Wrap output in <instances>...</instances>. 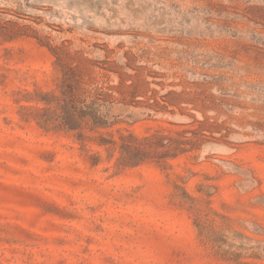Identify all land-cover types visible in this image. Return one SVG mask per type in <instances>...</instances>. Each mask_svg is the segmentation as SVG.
<instances>
[{
	"label": "rangeland",
	"instance_id": "rangeland-1",
	"mask_svg": "<svg viewBox=\"0 0 264 264\" xmlns=\"http://www.w3.org/2000/svg\"><path fill=\"white\" fill-rule=\"evenodd\" d=\"M62 42L137 53L150 88L185 91L167 110L117 106L122 126L212 131L164 164L92 165L21 118L24 89L55 86L46 44ZM0 264H264V0H0Z\"/></svg>",
	"mask_w": 264,
	"mask_h": 264
},
{
	"label": "trees",
	"instance_id": "trees-1",
	"mask_svg": "<svg viewBox=\"0 0 264 264\" xmlns=\"http://www.w3.org/2000/svg\"><path fill=\"white\" fill-rule=\"evenodd\" d=\"M46 45L55 57L57 82L50 88L24 89L17 99L27 102L20 104L21 118L34 121L47 132L71 134L82 149L90 152L92 165L103 160V152L108 161L115 159L118 168L147 161L164 164L168 158L199 148L206 140V130L212 131L213 124L199 119L176 123L178 128L167 132L156 129L145 135L122 126L126 120L114 112L117 106H137L140 98L146 97L154 111L167 110L185 101V91L159 94L150 88L147 74L151 71L136 62L137 53L131 52V58L119 64L110 59H93L85 49L71 50L65 42ZM110 73L117 75L116 82H111ZM89 143L96 148H86Z\"/></svg>",
	"mask_w": 264,
	"mask_h": 264
}]
</instances>
